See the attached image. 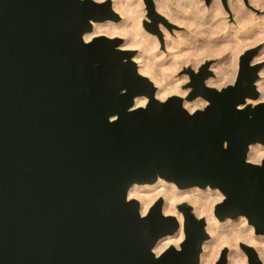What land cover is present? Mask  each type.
Listing matches in <instances>:
<instances>
[{
	"label": "water",
	"instance_id": "water-1",
	"mask_svg": "<svg viewBox=\"0 0 264 264\" xmlns=\"http://www.w3.org/2000/svg\"><path fill=\"white\" fill-rule=\"evenodd\" d=\"M111 18L110 0H0V264H200L210 235L192 205H177L180 248L157 255L178 217L164 214L162 197L145 215L128 198L159 177L220 189L216 217L244 215L264 235V159L248 160L250 145L264 144V100L247 103L260 97L255 51L221 89L206 83L209 63L190 69L187 99L208 102L190 112L179 95L155 96L120 38L85 40L93 21ZM227 262L225 247L215 264Z\"/></svg>",
	"mask_w": 264,
	"mask_h": 264
},
{
	"label": "bare ground",
	"instance_id": "bare-ground-1",
	"mask_svg": "<svg viewBox=\"0 0 264 264\" xmlns=\"http://www.w3.org/2000/svg\"><path fill=\"white\" fill-rule=\"evenodd\" d=\"M112 1L113 9L119 15L121 21H93L92 30L84 35L85 40L90 41L101 35L107 37L124 35V42L118 45V48L121 50L139 49L132 58L136 62L138 71L147 76L156 86L155 96L158 99L164 100L171 96L179 95L183 98L184 107L190 112H194L205 106L206 100L203 98H197L193 101L185 99L186 93L180 89L181 85L179 86L180 79L174 77L173 73L179 69L188 68V62L190 61L189 57L178 58L180 55L176 48L179 46V43H175V39H167L166 45L169 48V53L159 50L160 44L157 37L142 29L140 15L137 13L138 9L135 10L133 8L132 2L129 0ZM250 1L251 5L256 9L257 6L264 8V0ZM155 2L157 8L170 12L168 15L170 20L182 22L184 17L178 10L179 8L175 7L176 5H170L169 0H155ZM228 2L231 3L235 11L237 25L239 26L228 24L222 10L216 12L214 9H206L207 7H200L202 4L198 7L196 6L197 16L202 20L201 24H188L189 27H192V43L197 47L195 55L198 57L194 62L196 67L205 58L222 55L221 64L215 66L218 77L210 78L207 81L208 85L214 87H223L231 83L234 80L235 72H237L238 56L241 53H245L249 47L264 39V17L256 16L246 9L242 0H230ZM171 6H173V9ZM166 19L169 20L167 17ZM182 40L181 42H183ZM183 43L187 45V41ZM228 54H231L233 57L230 62L226 58ZM257 60L258 57L254 58L253 62H257ZM260 71L261 77L256 82L260 97L258 100L248 99L247 103L256 104L264 100V69ZM147 101V96H138L135 99V107L145 106ZM263 159L264 144L259 142L251 144L248 160L260 163ZM160 197L164 200V214L176 215L180 222V227L175 233L160 238L154 247L157 255L172 245L178 248V244L182 241L184 237L183 215L177 211V205L183 200H188L194 204V213L199 216L206 215L207 229L212 236L210 240L204 243L200 264H214L225 246L230 247L227 264H245L247 261L246 254L239 249V245L242 242L253 246L260 260L264 263V236L254 233L253 226L248 223L246 216L241 215L237 218H227L221 221L213 215L214 206L224 197L220 189L210 186L206 188L199 186L179 188L174 182L159 177L153 183H135L128 191L129 199L135 198L138 200L142 215H145Z\"/></svg>",
	"mask_w": 264,
	"mask_h": 264
},
{
	"label": "rangeland",
	"instance_id": "rangeland-1",
	"mask_svg": "<svg viewBox=\"0 0 264 264\" xmlns=\"http://www.w3.org/2000/svg\"><path fill=\"white\" fill-rule=\"evenodd\" d=\"M104 1H107V0H104ZM110 1H111V7L113 9V6H112L113 1L112 0H110ZM129 1L132 2V6H133V8L135 10L138 9L137 13L140 15V20H141L140 23H141L142 29H144L145 32L157 37L158 43L160 44L159 47H158L159 50H161V51H163L165 53H169V48L166 45L167 39H170V38H171V40L175 39V43H177V44L179 43L178 44L179 48L178 47L176 48L177 52L180 55L178 58L179 59L180 58L182 59L183 57H189L190 58V61L188 62V68L186 67V69H179L175 73H173L175 78H179L180 79L179 80V86L181 85L180 89L185 91V93H186L185 97H184L185 99H187V95L191 91V87L188 86V84L191 81V77H190V73H189L190 69H192L194 72L198 73V72H200L201 68H203V66L205 64L209 63L207 69L212 71L213 74L210 75V77L206 80V83H207V81L210 78H217L218 77L217 69L215 68V66L217 64H221L220 61L222 59V55L221 56L219 55L220 57L218 55H215V56H211V57L205 58L203 60V62L199 66L196 67L194 65V62H195L196 58L198 57L197 55H195L196 52H197V47H196V45H194L192 43V38H191L192 27H189L188 24L189 23H192V24L199 23V24H201L202 20L200 18H198V16H197L196 6L198 7L199 5L202 4L200 7L203 6V8L207 7L206 9H211V10L214 9V11H216V12L219 11V10H222L223 11V16H225V19L227 20L228 24H230L232 26H239V25H237V18H236V15H235V11L232 8L231 3L228 2L230 0H210V2H207V0H169V4L170 5L173 4V6L176 5L175 7L177 9L179 8L178 10L182 13V15L184 17L182 19L183 23L179 22V21H174L173 19L170 20L169 17H168L170 12H167V11L165 12V10L163 11V9L157 8L156 2H155V11H156V13L158 15L162 16V18H164V19H161L160 17L150 13L148 5L146 3V0H129ZM173 1H174V3H173ZM242 1H243V5L245 6V8L248 9L250 12H252L256 16L264 17V8L263 7H258L257 6V9H256L255 7H253L251 5V1L250 0H242ZM99 2H103V0H99ZM173 6H171L172 9H173ZM113 11H114V9H113ZM166 17L169 20H167ZM107 20H114L115 22H117V21L119 22V21H121V18H118V19L111 18V19H107ZM178 24H181V25H178ZM110 38H113V39L120 38L121 39V41L119 42V45H120V44H122L124 42V38L125 37H124V35H119V36L110 37ZM181 38L182 39L184 38V40H182ZM180 39L183 42L187 41V45H186V43L184 44L183 42H181ZM180 47H181V49H180ZM179 49L181 50L182 53L180 52ZM249 49H253L255 51L251 63L252 64H260L261 65L260 70L264 69V39L259 41V42H257L252 47H249L248 50ZM127 50H133V52L135 54V53L138 52L139 49L138 48H136V49L133 48V49H127ZM242 54L243 53H241L238 56V59H237V65H236V71L237 72H235L234 80L231 83H229V84H233L235 82V80H236V77L238 75V70H239V59H240L239 57ZM257 57H258L257 62H253L254 58H257ZM226 58L230 62L233 57H232L231 54H228V55H226ZM260 73H261V71H259V78L261 77ZM181 76L182 77L184 76V77L182 78ZM226 86H223V87H226ZM223 87H216V88L221 89ZM197 98H202V97H197ZM197 98H195V99H197ZM195 99H193V100H195ZM193 100H188V101H193ZM259 102H261V101H259ZM207 104H208V102L206 100V105ZM205 106H203V107H201L199 109H202ZM222 200H220V201H222ZM182 202H187L190 205H192L193 208H194V204L189 202L188 200H183L180 203H182ZM180 203H178V204H180ZM177 211H179L178 208H177ZM213 212H214V208H213ZM196 215L198 217H204L206 219V222H207L206 215H201V216H199L198 214H196ZM213 215L216 217V215L214 213H213ZM247 221H248V219H247ZM207 225H208V223H207ZM207 231H208V229H207ZM253 231L255 233L254 226H253ZM208 233H209V231H208ZM260 235H262V234H260ZM262 236H264V235H262ZM184 237H185V233H184ZM184 237H183L182 241L178 244V248H180L179 245H181V243L183 242ZM211 238H212V236L210 234L209 238L206 241L210 240ZM225 247L228 248V252H229L230 247L229 246H225ZM225 247H223V248H225ZM239 249L242 250V252H244V250L240 247V245H239ZM244 254H246V253L244 252ZM219 256H220V254H219ZM219 256H218L217 259H219ZM246 257H247V255H246ZM245 264H248V257H247V261H246Z\"/></svg>",
	"mask_w": 264,
	"mask_h": 264
}]
</instances>
